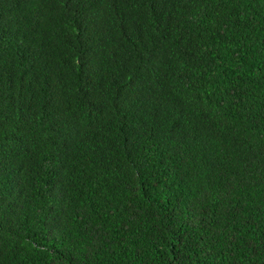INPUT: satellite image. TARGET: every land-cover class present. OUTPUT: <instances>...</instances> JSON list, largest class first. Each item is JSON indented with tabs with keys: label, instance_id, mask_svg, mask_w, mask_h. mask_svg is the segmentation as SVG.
Segmentation results:
<instances>
[{
	"label": "trees",
	"instance_id": "16d2710c",
	"mask_svg": "<svg viewBox=\"0 0 264 264\" xmlns=\"http://www.w3.org/2000/svg\"><path fill=\"white\" fill-rule=\"evenodd\" d=\"M0 264H264V0H0Z\"/></svg>",
	"mask_w": 264,
	"mask_h": 264
}]
</instances>
